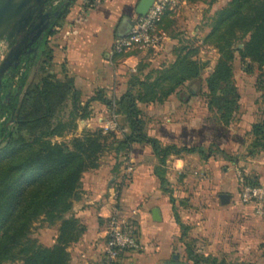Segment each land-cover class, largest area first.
<instances>
[{
  "label": "rangeland",
  "instance_id": "obj_1",
  "mask_svg": "<svg viewBox=\"0 0 264 264\" xmlns=\"http://www.w3.org/2000/svg\"><path fill=\"white\" fill-rule=\"evenodd\" d=\"M229 1L186 0V4L180 7L178 11L170 13L162 28L159 27V30L165 33L167 39L169 38L171 41L169 44L166 43L169 57H166L167 63L165 64L176 58L177 49L186 47L203 66L200 76L184 83L171 102L169 100L170 103L187 104L189 107L184 112V122L188 128L187 134L184 136L185 145L181 144L178 147L200 148L202 153H198L197 156L201 161L204 159L206 162L208 160L217 162L216 169L209 168L205 173L198 174L194 172L186 180L177 175L175 178L177 182L173 183L174 186L167 180L164 189L168 192L173 190L178 199L193 200L201 206L209 208L205 211L204 220L206 223L203 224L206 241L201 243L207 247V250L210 247L212 252L215 247L219 249L221 246L219 240L222 236L223 247L220 251H224V254L228 253L229 250L231 251V255L228 253L226 256L229 260L228 264H264V206L262 213H258L254 208V203L244 204L240 200L241 177L246 182L260 184L264 187V169L261 171L264 167V151L253 148V136L251 134L252 125L264 120V91L260 86V80L264 77V64L251 61L248 58L244 60L241 58L238 49L244 48L248 36L236 38L232 46L235 51L231 64L234 69V81L240 94L237 111L234 112L231 121L226 124L220 119L218 112L208 105L209 94L206 80L220 57V52L215 47L214 41L218 35L227 30L226 25H223L215 35L208 37V34L213 27L217 13ZM130 29L131 26L125 23L120 31L127 33ZM238 35L240 37V33ZM3 48V44H1L0 54ZM155 52L157 51L152 49L148 51V54L153 55ZM39 66V63L34 64L29 72L23 91L19 96L15 111L16 117L32 108L31 103L25 101V94L29 87L39 83L42 76L45 75L43 68ZM149 68L153 69L150 66ZM168 85L169 81H163L159 90L167 88ZM166 101L168 102V99L164 102ZM154 103L161 104L158 101ZM83 106V103L74 106L72 94H68L50 116L48 127L42 129L40 142L51 141L53 144H63L67 149L73 150L75 139L83 137L87 132H96L101 129V126L94 125V122L91 125L85 123L88 118H91L93 109L89 107L88 111L84 113ZM141 112L143 114V110ZM155 113L156 115L161 113L162 116L166 112L156 110ZM168 114L169 112H167ZM108 116L110 118L111 112ZM151 119L154 120L153 126H148V129L147 121L144 119V128L148 135V132L152 133L154 129H159V124L162 123L159 117L153 119L151 116ZM6 122L7 120L0 122V128ZM127 126L126 117L121 115L118 117V127L111 130L112 132L109 131L110 133L105 134L102 138L101 150L103 153L99 162L113 166V175H116L117 178L121 177L119 173L123 161L120 160V154L115 149L117 142L130 133ZM14 128L15 124L13 123L8 131L10 132ZM27 139L32 144L34 136H27ZM6 142L5 139L0 142V180L8 170L12 171V178H15L17 172L14 168L17 164L32 152L35 153L40 149V143L34 142L25 150L14 153L7 149ZM164 174L163 171L160 172V176ZM83 175L84 173L82 177ZM122 179L124 178L122 177ZM121 182L123 181L120 179L118 184L124 185ZM81 187L82 179L80 188L70 199L72 207L65 216L77 220L78 232L81 231L82 233L86 231L87 227L81 222L78 212L74 209L75 202L81 196ZM45 188L43 179H40L35 185L25 182L23 187L15 193L13 200L17 212L15 211V216L7 226L8 233H12L26 218L27 213L20 211L23 209L22 207L35 193H40ZM219 193L233 195L227 203L222 204L221 212L218 211L220 210L219 201L221 199L218 196ZM206 200L212 203L211 207L208 206ZM214 203H217V206L214 207ZM220 213L222 222L217 223L216 218ZM60 224V220L53 221L52 218L42 213L33 220L30 230L22 242L33 241L42 246L52 247L57 242ZM78 240L73 243L78 242ZM73 243L69 245L68 250ZM243 247L247 250L245 254H242ZM19 249L21 248L16 247L12 253L19 254ZM4 264H22V261L20 259L7 260Z\"/></svg>",
  "mask_w": 264,
  "mask_h": 264
},
{
  "label": "crops",
  "instance_id": "obj_2",
  "mask_svg": "<svg viewBox=\"0 0 264 264\" xmlns=\"http://www.w3.org/2000/svg\"><path fill=\"white\" fill-rule=\"evenodd\" d=\"M88 1L73 0L65 18L54 27L55 32L48 43L53 51L52 70L61 79L74 80L82 103L97 94H103L106 98L121 96L127 90L131 75L138 72L140 65H146L145 69L140 70L142 76V72L146 74L150 70L149 66L154 68L167 63L165 59L169 57V52L166 43L171 42L166 38L153 55L137 50L126 54L114 53L116 39L130 32L123 33L120 29L125 23L132 26L142 0H106L95 6L89 5ZM179 90L168 98V102L139 103L147 121V129L148 126H153L151 116L162 120L159 129L148 132L162 146L185 145L184 136L188 128L184 122V112L189 107L187 104L170 103ZM90 108L93 109L92 115L85 123L91 125L94 122V125L103 128L111 112L108 105L101 100H94ZM156 110L166 113L156 115ZM197 155L199 154L172 153L165 161H161L152 146L135 143L129 151L120 154V160L123 161L120 178L113 175L114 167L106 163L86 171L82 177L81 196L75 202L74 209L87 229L78 242L69 248L71 264H103L108 221L116 209L125 219L136 222L140 241L138 250L121 253L118 264H228L226 256L228 253L231 255V251L225 254L220 251L223 247L222 236L219 240L220 248L215 247L213 252L211 247L207 250L206 246L201 245L206 241L203 224L206 223L205 211L209 208L193 200L176 198L173 190L168 192L164 189L160 179V172L163 171L165 174L162 176L174 186L177 175L186 180L194 172L205 173L209 168H217L216 161H201ZM128 162L133 164L134 171L130 180L124 181ZM263 169L264 167L261 171ZM120 179L124 185L118 184ZM220 194L222 193L218 194L219 198ZM171 196L174 198L173 202ZM231 196L233 195L230 198ZM206 203L212 206L209 200ZM219 203L218 211L221 212L224 203L221 199ZM194 206L197 208H193ZM215 206L217 203H214ZM254 206L257 211L258 206ZM154 210L158 211L157 216L160 218L154 219ZM176 213L180 222L187 226L185 232ZM221 217L220 213L216 218L217 223L222 222ZM192 252L202 259L210 256L214 263L205 260L196 262L190 255ZM245 252L247 250L243 247L242 254Z\"/></svg>",
  "mask_w": 264,
  "mask_h": 264
},
{
  "label": "trees",
  "instance_id": "obj_3",
  "mask_svg": "<svg viewBox=\"0 0 264 264\" xmlns=\"http://www.w3.org/2000/svg\"><path fill=\"white\" fill-rule=\"evenodd\" d=\"M195 1V0H188ZM73 3L70 0L63 9L62 15L56 21L52 29L46 34L42 55L39 60L27 65V71L21 78L24 86L29 72L34 64L39 63L45 75L39 83L29 87L25 94V101H29L32 108L20 116L15 115V128L8 131L4 137L6 147L10 152H20L31 146L34 142L40 143V149L29 154L17 164L14 170L17 172L12 178V171L8 170L0 180V264L7 260L20 259L22 264H71V253L68 247L82 236L78 232L77 220L67 218L65 214L71 209V198L81 186L82 174L90 169L100 166L102 155V138L105 134L103 128L96 132H87L83 137L74 141L73 150L67 149L63 144H53L51 141H41L42 129L49 125L50 116L68 94H72L74 106L82 103L81 96L75 89L72 78L61 79L52 70L53 51L49 46V38L54 34V27L64 19ZM168 13L159 24L162 28L168 19ZM213 27L208 34L211 37L226 25L227 30L217 36L215 47L220 52V57L209 74L206 82L209 94L208 105L215 109L220 119L228 124L234 112L239 106L240 94L234 81V69L231 60L234 56L232 48L236 38L248 36L243 49H238L241 58L264 64V0H230L216 15ZM240 33V37H238ZM176 58L168 63L150 69L146 74L140 70L146 65L138 67V72L131 75L128 80L127 90L116 98H106L103 94H97L88 99L83 106L84 113L88 111L94 100L105 102L109 109H113L118 116L126 117L128 122V135L117 142L118 154L129 151L133 144H149L152 146L161 161L172 153H202V149L196 147H178L177 145L162 146L158 139L149 136L145 131L144 117L139 108V103L160 102L176 93L184 83L200 76L203 66L201 62L186 47L176 50ZM39 66V67H40ZM260 80V86L264 91V77ZM163 81H169L167 88L160 89ZM19 98L13 102L14 112L17 109ZM88 116V115H87ZM86 116V117H87ZM1 128V135L5 131ZM112 132V131H111ZM40 133V135H37ZM253 148L264 151V120L252 125ZM27 136H34L33 143ZM43 179L45 189L35 193L28 203L22 207L21 212L27 213L12 233H8L7 226L16 214V205L13 197L23 187L25 182L35 185ZM162 186L165 187L167 179L160 177ZM249 183V182H248ZM251 184V183H250ZM260 185V184H253ZM167 191V190H166ZM172 202L174 198L171 196ZM16 211V212H15ZM60 220L59 236L52 247L42 246L36 242H22L30 230L31 223L40 214ZM176 218L180 224L179 216ZM184 232L187 226L182 224ZM16 247H20L19 254L12 253ZM193 260H205L214 263L211 257H201L190 253ZM118 264V263H116Z\"/></svg>",
  "mask_w": 264,
  "mask_h": 264
},
{
  "label": "built area",
  "instance_id": "obj_4",
  "mask_svg": "<svg viewBox=\"0 0 264 264\" xmlns=\"http://www.w3.org/2000/svg\"><path fill=\"white\" fill-rule=\"evenodd\" d=\"M106 0H89L88 4L95 6ZM186 4V0H153L147 13L137 15L127 35L119 36L114 44V53L126 54L130 51L148 52L159 49L164 43L166 34L159 30V24L168 13L178 11ZM118 114L112 109L111 116L103 126L107 133L118 127ZM134 166L128 162L124 171V181H129ZM242 182L240 200L244 204L254 203L258 206L257 212L262 213L264 206V187L253 185L240 178ZM118 191L116 190V194ZM140 241L137 224L132 219H125L116 209L108 221L107 241L103 264H116L122 252L138 250Z\"/></svg>",
  "mask_w": 264,
  "mask_h": 264
},
{
  "label": "water",
  "instance_id": "obj_5",
  "mask_svg": "<svg viewBox=\"0 0 264 264\" xmlns=\"http://www.w3.org/2000/svg\"><path fill=\"white\" fill-rule=\"evenodd\" d=\"M70 0H0V45L6 42L8 51L0 55V77L10 62L21 57L22 48H29L25 54L34 53L38 46L32 47L37 41H44L46 34L62 15L63 9ZM153 0H142L137 10L144 15ZM17 64L15 66H17ZM1 90V85H0ZM13 121V116L10 123ZM2 140H0L1 142ZM222 203L230 200L229 194H220ZM158 211L153 217L158 219Z\"/></svg>",
  "mask_w": 264,
  "mask_h": 264
},
{
  "label": "flooded vegetation",
  "instance_id": "obj_6",
  "mask_svg": "<svg viewBox=\"0 0 264 264\" xmlns=\"http://www.w3.org/2000/svg\"><path fill=\"white\" fill-rule=\"evenodd\" d=\"M44 41H37L32 45V47L38 46V52L36 56L34 53L25 54L29 48H22V55L18 59H14L10 62L8 68L4 71L3 75L0 77V122L7 120L4 124L5 131L1 135L0 128V140L4 139L7 136V129L11 124L15 122V112L13 110V102L15 98H19L21 92L23 91L24 86L21 85V78L24 76L27 71V65L33 61L39 60L43 51ZM3 50L0 55L5 54L8 51V45L6 42H3ZM17 64V66H15ZM13 116V121L10 123Z\"/></svg>",
  "mask_w": 264,
  "mask_h": 264
}]
</instances>
